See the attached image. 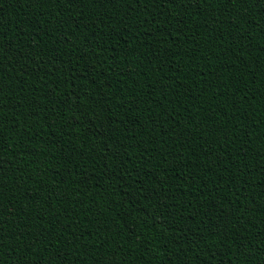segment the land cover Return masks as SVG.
Wrapping results in <instances>:
<instances>
[{
    "label": "trees",
    "instance_id": "trees-1",
    "mask_svg": "<svg viewBox=\"0 0 264 264\" xmlns=\"http://www.w3.org/2000/svg\"><path fill=\"white\" fill-rule=\"evenodd\" d=\"M0 39V264H264V0H0Z\"/></svg>",
    "mask_w": 264,
    "mask_h": 264
},
{
    "label": "snow or ice",
    "instance_id": "snow-or-ice-1",
    "mask_svg": "<svg viewBox=\"0 0 264 264\" xmlns=\"http://www.w3.org/2000/svg\"><path fill=\"white\" fill-rule=\"evenodd\" d=\"M229 3L233 2V0H228ZM246 2V0H245ZM253 2H255V0H253ZM12 52V48L10 45H6L5 42L0 39V54H2L3 52ZM150 198V195L149 196H146V199ZM5 223V221L3 220L2 218V201H0V232H2V226L3 224ZM227 225H225L226 227ZM219 228V225L217 226ZM226 235V233H225ZM3 248H4V245H3V237L0 236V254H2L3 252Z\"/></svg>",
    "mask_w": 264,
    "mask_h": 264
}]
</instances>
